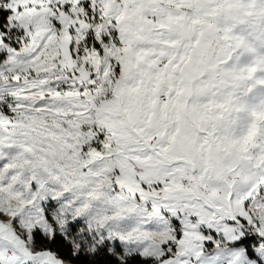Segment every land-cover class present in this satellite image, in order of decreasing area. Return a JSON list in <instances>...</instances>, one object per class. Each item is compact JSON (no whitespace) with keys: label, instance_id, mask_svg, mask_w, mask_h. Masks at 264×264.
Returning a JSON list of instances; mask_svg holds the SVG:
<instances>
[{"label":"snow or ice","instance_id":"6c2138e0","mask_svg":"<svg viewBox=\"0 0 264 264\" xmlns=\"http://www.w3.org/2000/svg\"><path fill=\"white\" fill-rule=\"evenodd\" d=\"M0 264H264V0H0Z\"/></svg>","mask_w":264,"mask_h":264}]
</instances>
